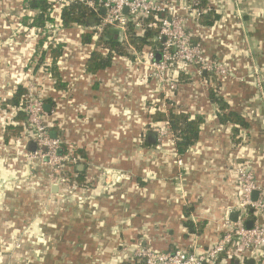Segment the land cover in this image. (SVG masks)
I'll list each match as a JSON object with an SVG mask.
<instances>
[{
	"label": "crops",
	"instance_id": "0c3cea01",
	"mask_svg": "<svg viewBox=\"0 0 264 264\" xmlns=\"http://www.w3.org/2000/svg\"><path fill=\"white\" fill-rule=\"evenodd\" d=\"M26 1L0 0V264H123L138 244L171 250L215 243L239 200L236 166L254 171L264 188V0H212L219 18L188 25L229 70L218 95L248 123L236 136L210 98L212 82L194 68L170 94L171 105L159 101L158 84L135 57L86 71L92 46L82 36L89 31L63 28L51 15L54 26L46 30L66 44L57 61L66 87L58 88L49 58L39 62L42 30L23 23L38 13ZM19 85L51 106L45 118L63 149H84L88 188L56 186L48 165L19 155L18 135L13 144L4 140L18 114L6 101ZM156 106L203 116L200 136L184 155L171 134L149 142L156 130L147 114ZM107 169L123 176L111 184ZM188 220L201 232L190 233Z\"/></svg>",
	"mask_w": 264,
	"mask_h": 264
},
{
	"label": "built area",
	"instance_id": "2783aa9c",
	"mask_svg": "<svg viewBox=\"0 0 264 264\" xmlns=\"http://www.w3.org/2000/svg\"><path fill=\"white\" fill-rule=\"evenodd\" d=\"M211 1L202 6L201 0H53L51 15L61 24V10L69 4L79 3L92 9L97 25L95 27L82 25V33L95 31L92 50L102 47L97 45V41L106 28L121 33L123 46L132 50L137 64L146 66L166 102L180 85V81L177 80L179 73H186L190 68H194L198 75H202V72H211L220 80L230 74L228 68L218 58L204 51L201 42L194 39V34L188 28L189 24H198L204 14L215 10ZM125 9H128V13H125ZM147 15L160 16L161 48L139 52L129 43V23L134 22L137 28L143 27V18ZM53 26L54 24L48 23L46 29L52 30ZM57 31L59 32L60 28H57ZM157 53L161 54L160 60H156ZM28 97L29 102L25 106L16 108L17 111L22 110L26 113V129L13 137L14 144L19 146V155L24 156L27 162L38 161L40 164L48 165L51 182L56 186L67 185L69 179L63 172L79 159L70 154L60 153V139L52 136L48 130L44 101L35 95L32 87H28ZM154 129L160 141L168 134L174 136L176 141L169 121L155 123ZM30 141L36 144L34 151L27 148ZM177 164L179 167L184 165L180 156L177 157ZM235 170L239 184V200L232 211L238 212V219L234 223L228 216L226 217L225 230L215 243L205 249H200L199 245L194 243L188 248H178L174 251L146 248L138 244L129 258L137 264H210L219 255L224 254L225 259L236 257L242 263L253 259L254 264H264V188L254 171L246 168L244 164H238ZM103 174L111 176V184L116 183L122 176L119 172L109 169L104 170ZM183 175L181 171L178 172L179 178H183ZM67 187L79 188L76 185L63 188ZM255 191H258L256 200L252 198ZM250 208H253L256 217L253 219V226L248 228L246 221L250 219Z\"/></svg>",
	"mask_w": 264,
	"mask_h": 264
},
{
	"label": "trees",
	"instance_id": "16d2710c",
	"mask_svg": "<svg viewBox=\"0 0 264 264\" xmlns=\"http://www.w3.org/2000/svg\"><path fill=\"white\" fill-rule=\"evenodd\" d=\"M210 0H201V5L206 6ZM27 8L31 10H37L38 13L35 16H25L23 23L28 27H38L41 29V41L40 45L45 44L44 50L38 55L39 62L44 60H50V75L54 77L56 81V86L58 88H65L66 83L60 81V76L57 68V61L61 55H63L65 50V43L55 41L54 33H50V30H46V25L48 23H53L51 17V12L53 8V0H27ZM95 13L89 7L79 4L72 3L62 8L61 10V21L63 28H69L72 26H82L86 25L87 20L94 17ZM139 18V16H137ZM219 18L214 10H211L207 14H204L199 22L201 24H213L214 21ZM31 21L29 22V20ZM144 26L137 28L134 22L129 23L128 28V40L129 43L134 46L139 52L146 51L148 49L158 50L161 48L162 39L159 37L160 30V16L147 15L143 18ZM95 31H89L82 36L83 43L92 46L93 45V35ZM198 41V40H196ZM97 45L102 47L95 48L91 51L90 57L87 61L88 72L96 73L100 70L109 68L113 65L115 57H127L129 59H134L135 54L128 47H124L122 44L121 33L106 28L97 41ZM96 45V46H97ZM195 70V69H193ZM202 76L211 81L212 84L209 87L210 98L214 103H216L221 112L219 113L220 120L224 123L231 122L234 123L233 133L236 136L241 127H247V121L240 116L238 113L229 111L227 104L224 99L218 95V89L220 84V79L212 74L211 72H202ZM185 78H188V74L185 72L179 73L177 80L182 82ZM164 95H159L160 99H163ZM49 101L52 102L50 99ZM29 102L28 88L23 85H19L16 91L13 93L12 97L6 101V104H11L15 108L23 107ZM166 103L172 104L170 98L166 99ZM148 119L153 123H161L163 121H169L171 124V130L176 137L175 147L176 151L180 155H184L186 151L192 147L200 136V126L204 121L203 116L196 115L191 116L185 112H176L174 108L170 107L168 110H163L159 106L147 114ZM26 113L22 110L18 111L17 117L15 118V123H10L6 127L4 140L8 143L13 136L20 135L26 129L25 123ZM48 130L53 132L55 127H48ZM149 145V144H145ZM60 148V153L70 154L76 156L79 161L75 164H70L68 169L63 172L69 179V183L62 187L76 185L79 188H88V170L90 168L88 163V157L84 149H64ZM255 214L250 212L249 218L255 219ZM185 226L187 230L192 234H198L201 232V225H198L200 230H196V226L192 221H186ZM197 231V232H196ZM174 248L171 250H176ZM225 259V255L221 254L216 260L210 264H220ZM241 260L239 258L233 257V264H240ZM246 261L244 264H247ZM242 263V262H241ZM123 264H137L132 258H129Z\"/></svg>",
	"mask_w": 264,
	"mask_h": 264
},
{
	"label": "water",
	"instance_id": "95a60500",
	"mask_svg": "<svg viewBox=\"0 0 264 264\" xmlns=\"http://www.w3.org/2000/svg\"><path fill=\"white\" fill-rule=\"evenodd\" d=\"M102 12L104 13L105 10L103 9ZM125 13H128V9H125ZM88 26H91V27H95L97 25V19L96 17H91L87 20V23H86ZM161 59V54L160 53H157L156 54V60H160ZM50 105L49 104H45L44 105V108L46 111H48L50 109ZM53 136V135H52ZM55 137V136H54ZM156 138H157V132L156 131H151L148 133V139H149V142H156ZM27 148L31 151H34L35 148H36V144L35 142L33 141H30L28 144H27ZM123 176V175H122ZM53 189V192H56L57 191V187L56 186H53L52 187ZM252 198L254 200H256L258 198V191H255L253 192L252 194ZM250 212L251 213H254V210L253 208H250ZM229 219L232 221V222H236L237 219H238V212L237 211H232L230 212L229 214ZM253 220L252 219H249L246 221V226L248 228H251L253 226ZM247 264H254V260L253 259H250L248 260Z\"/></svg>",
	"mask_w": 264,
	"mask_h": 264
}]
</instances>
